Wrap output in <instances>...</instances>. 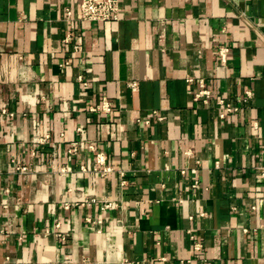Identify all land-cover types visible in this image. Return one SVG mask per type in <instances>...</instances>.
Returning <instances> with one entry per match:
<instances>
[{"label": "crops", "instance_id": "0c3cea01", "mask_svg": "<svg viewBox=\"0 0 264 264\" xmlns=\"http://www.w3.org/2000/svg\"><path fill=\"white\" fill-rule=\"evenodd\" d=\"M120 4L0 0V264H264V0Z\"/></svg>", "mask_w": 264, "mask_h": 264}, {"label": "built area", "instance_id": "2783aa9c", "mask_svg": "<svg viewBox=\"0 0 264 264\" xmlns=\"http://www.w3.org/2000/svg\"><path fill=\"white\" fill-rule=\"evenodd\" d=\"M121 0H80V11L81 19L87 22H105L110 20H118L120 17V4ZM229 48L227 46H222L219 48V56L222 61L226 62L228 58ZM129 86L133 90H137L138 82L130 81ZM210 95V90L204 87V84H201V89L195 94V99L203 98L204 96L208 97ZM253 96L252 90H247L245 97L242 98L239 102H248ZM217 106L219 109L220 117L224 118L228 114L235 113L239 111L240 104L237 102L230 101L225 98H220L217 101ZM114 105L113 102L106 96L102 97L100 103L92 105L90 110L93 112L109 114L113 111ZM141 120V119H140ZM146 123L150 122V119L145 120ZM47 137L40 139L38 142H44ZM95 159L98 163L103 164L105 162V155L102 152L96 154ZM16 170L19 172H26L28 170L27 166L20 164L16 165ZM113 170L110 166H104L100 172L107 174ZM88 221L91 222L92 219L88 218Z\"/></svg>", "mask_w": 264, "mask_h": 264}]
</instances>
